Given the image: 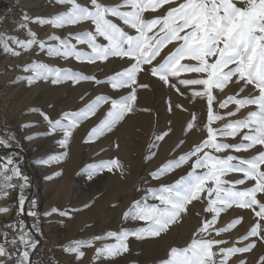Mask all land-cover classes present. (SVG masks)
I'll use <instances>...</instances> for the list:
<instances>
[{
    "label": "snow or ice",
    "instance_id": "6c2138e0",
    "mask_svg": "<svg viewBox=\"0 0 264 264\" xmlns=\"http://www.w3.org/2000/svg\"><path fill=\"white\" fill-rule=\"evenodd\" d=\"M56 2L68 5L67 10L47 18H30L24 14L18 26L25 29L30 38L20 39L0 33V46L5 53L13 56L21 55L18 48L29 51L35 46L49 57H60L64 60L74 58L78 62L95 63L107 61L110 57H119L134 61L129 67L109 76L106 81L38 60H32L23 66L25 72H30V75L25 77L30 84L38 80H50L52 84L64 81H72L74 84L94 81L96 84L110 83L113 89L125 87L131 89L129 95L111 101V107L104 119L88 133V140L97 139L105 132L111 131L116 123L133 111L136 86L147 87L137 83V76L145 70V66H148L147 70L152 76L159 77L177 92L180 91L177 84L185 87L200 86L199 90L192 91V95L206 100L208 133L207 138L193 146L189 152L175 160L167 161L150 173L151 177L159 179L160 176L174 171L195 157L191 171L186 175L172 184L146 189L145 196L141 200L133 201L125 211L126 220L144 221L146 226L132 231L127 229L119 232L108 231L103 236L74 240L69 242L64 250L75 253L79 259L85 255L82 248L90 247L96 241L114 238V243H104L96 248L95 258L114 257L127 252V241L130 236L137 239L159 237L168 231L170 225L174 224L181 214L188 211V206L193 201H199L201 195L206 192L208 204L205 211L213 215L210 220L205 219L197 230L200 238L192 239L184 248L172 247L168 258L162 260L160 264H228L229 259L235 254L252 251L256 247L254 240L243 246L234 244L231 247H223L222 245L227 243L225 240L206 238L205 234L210 237L209 230H212L219 235L241 222L242 218H237L224 227H214L220 214L233 205L252 209L255 216L264 221V201L258 199V194H264V0H182V2L121 0L117 4H106L101 0H88L86 4L78 0ZM173 4L176 6H172ZM238 4L244 6L240 7ZM125 8L128 10H122ZM158 10H164V14L155 15L150 19L145 18L146 12L155 13ZM109 17L118 18L123 25L135 30L136 34H129ZM86 21L91 22L93 30L69 33L65 37L52 34L46 40L38 39L37 33L28 26L29 22H33L62 29ZM98 38H103L106 43L98 42ZM82 44H86L90 51L77 47ZM170 44H174V50L162 57V62L153 64ZM186 60L189 62L182 63ZM182 73L198 74L199 78H181ZM170 78H175L176 83H170ZM230 85L237 86L238 91L219 102V108L226 109L229 104H235V111L220 114L214 111L213 104L216 100L214 90L223 92ZM249 86L258 94L241 96L240 94ZM108 102V99L101 95L79 112H64L59 119H52L43 114V119L48 125V134L62 133L63 138L58 143L66 148L81 120L95 115L97 109ZM246 106H255V110L249 111L244 118L229 120L220 128L212 126L214 121L233 117ZM195 120L196 116L193 114L192 121L187 125L188 129L193 127ZM167 135L165 132L156 139L163 140ZM238 135L240 140L235 144L218 139L235 138ZM15 139L14 133H10L6 138L0 136V148H11ZM257 146H260L261 150L250 158L232 154L226 156L213 154L227 150L247 152ZM17 155L10 152L7 156H0V195H6L8 190L17 187L13 180L24 181L19 185L21 191L27 186L28 177L22 175L19 161L15 159ZM67 155L65 151L55 159L58 162ZM122 168L118 159H112L102 161L98 165H89L87 171L91 179L92 175L99 171ZM230 173L242 174V178L235 181L225 179ZM245 181H254V184L243 190L236 188V185H243ZM149 198L158 203H149ZM24 205L25 197L21 195L18 216L24 213ZM84 207L87 208L88 205ZM6 211L7 207L0 208V212ZM57 211L59 210L53 208L45 215ZM27 214L34 218L37 216L35 211H29ZM60 215L69 216L70 212L65 210L60 212ZM7 227L14 232L11 239L8 238L7 232L3 234L4 243H0V264H30V252L36 248L38 241L33 238L31 231L22 221L19 225L9 224ZM32 227L39 231L37 225L34 224ZM249 237H259L264 241V230L260 222L255 223L239 240L249 241ZM9 247L14 249L15 253L10 252ZM214 247L218 251H214ZM239 264H246V261L241 260ZM258 264H264V256L259 258Z\"/></svg>",
    "mask_w": 264,
    "mask_h": 264
},
{
    "label": "rangeland",
    "instance_id": "374dc122",
    "mask_svg": "<svg viewBox=\"0 0 264 264\" xmlns=\"http://www.w3.org/2000/svg\"><path fill=\"white\" fill-rule=\"evenodd\" d=\"M78 2L86 4L88 0H78ZM101 2L117 4L121 0H101ZM179 2H182V0H179ZM172 6L176 5L173 4ZM238 6L242 7L244 5L238 4ZM9 7L17 9V15L12 21H7L5 18V12ZM67 8L68 5H60L56 0H0V33L16 36L20 39H28L30 37H28L27 31L18 26L24 14H27L30 18H47L66 11ZM163 14L164 10H158L155 13L148 11L145 13V18L150 19L155 15ZM109 18L123 27L129 34H136L135 30L123 25L118 18ZM28 26L32 31L37 33L38 39L45 40L52 34L65 37L69 33L91 31L94 29L90 21L82 22L75 26H66L62 29L33 22H29ZM48 42L55 43V41ZM98 42L106 43L103 38H98ZM73 43H75V40H73ZM77 47L90 51L86 44L77 45ZM17 50L21 51V55L13 56L10 53H5L2 46H0V98H5L7 101V111L2 116L0 115V136L6 138L10 133L15 134L16 139L12 142L13 146L11 148L16 150L18 155L15 159L19 161L21 173L23 176L28 177V181L27 186L21 191L19 185L23 184L24 181L19 179L13 180V183L17 184V187L8 190L6 195H0V208H8V211L0 212V243H4L3 234L7 231L9 234L8 238H12L14 230L9 229L7 225L17 223L19 225V222L22 221L26 228L31 231L33 238L38 241L36 248L30 252V264H39L41 261L45 264H160L162 260L168 258L172 247L184 248L190 244L192 239L200 238L197 230L205 219L210 220L213 215L205 211L208 204L206 192L201 195L199 201H193L188 206V211L183 213L187 217H195V224L192 225L190 231L185 235H181L179 232L173 234L171 237L172 241L167 247L164 246L163 248L161 246V248L159 245H154L155 243L157 244L160 236L145 237L143 239L130 236L127 241L128 251L114 257L95 258L96 248L102 244L82 248L85 255L79 259H77L75 253H68L64 250L69 242L89 239L93 237V233L102 232L105 235L108 231L119 232L122 229L132 231L146 226V222L144 221L126 220L124 213L132 205L133 201L141 200L145 196L146 189L157 188L162 184H172L191 171V165L195 157L174 171L160 176L159 179H154L150 176V173L161 165L189 152L193 146L207 138L206 100L201 98L205 108L201 118L187 107H182L183 119L178 129L176 128L178 131L172 137L170 143L164 144V140L175 130L174 125L170 124L168 119L175 107L172 93L173 87L161 81L159 77L152 76L150 71V77L147 82L141 81L138 74V85H147V87L136 86V91L142 88L147 89L148 103L140 108L148 113L149 120L148 126H133L132 143L130 142L132 145L129 146V149L135 164H123L122 170L114 169L113 171H108L105 169L92 175V178L89 179L87 171L89 165H98L102 161L116 159L111 154L114 146L124 142V140L118 138V133L116 132L122 127V123L127 120L129 113L116 123L111 131L105 132L99 138L88 140L87 135L93 127L104 119L105 114L111 107V101L119 100L121 97L129 95L131 89L128 87L113 89L110 83L96 84L94 81H81L78 84H74L72 81H64L52 86L53 84L50 80H38L30 84L25 78L30 75V72H25L23 66L32 60H38L61 68H70L88 76H95L98 80L106 81L109 76L129 67L134 61H130L128 58L110 57L107 61L88 63L78 62L74 58L64 60L60 57H49L35 46L29 51L19 48ZM173 50L174 44L168 45L161 52V56L157 57L156 61H153V64L162 62V57ZM186 62L189 61H182V63ZM145 68L148 69V66ZM181 78H199V76L198 74L182 73ZM170 83L175 84V78H170ZM56 85L58 87L61 85V88L58 89ZM75 85L81 86L79 91H73ZM177 86L181 87L182 85L177 84ZM69 87L71 89L73 87V89L71 90ZM182 87L187 93L192 94V91L199 90L200 86ZM56 88L57 91H54L55 93L53 92L48 99L44 98L46 92L52 89L56 90ZM237 91L238 87L235 85H230L223 92L214 90V95L216 96L213 104L214 111L220 114L227 111H235V104H229L226 109H220L219 102H222L228 95H233ZM249 94L258 93L249 86L240 95L246 96ZM101 95L106 97L109 102L103 103L97 109L95 115L81 120L80 128L78 126L75 130L78 131L82 126L83 133L75 135L77 131L74 130L66 148L58 143L63 138L62 133L48 134V125L43 119V114H47L52 119H59L64 112H79L95 100L97 96ZM32 109H37L38 111H32ZM252 110H255V106H246L233 117L214 121L212 126L220 128L229 120L244 118ZM193 114H195L196 120L193 127L188 129L187 125L192 121ZM28 124H32L33 126L26 127L27 131L25 134L20 135L17 133L16 128L18 126ZM200 124H204V129L197 133L198 129H200ZM165 132L168 133V137L165 136L163 140L156 139L157 136ZM29 136H33L34 138L27 139L26 137ZM218 139L222 142L235 144L239 142L240 135L235 138L218 137ZM74 145L77 147L76 161L73 169L68 171L65 167L67 159L57 162L55 157L62 153L63 150H68V153ZM259 150H261L260 146H257L255 149L247 152L227 150L213 154L220 156L232 154L243 158H250ZM7 151H9V148H0V156H7L9 154ZM153 153L155 155H152ZM49 177L51 178L49 179ZM240 178H242V174L238 173H230L225 177V179L230 181ZM253 184L254 181H245L243 185H236V188L243 190L244 188L251 187ZM103 193L108 195L107 201L102 203L104 205L102 206L103 212L97 216L94 213H89L96 206L98 198L100 199ZM21 195L25 197L24 208H27V213L35 211L37 216L35 218L31 216L33 220H29V215L24 211V213L19 215L16 223V219L11 218V216L14 213L17 214L19 211V197ZM258 199L264 201V194H258ZM148 202L158 203V201H154L151 198H149ZM84 205H88V207L85 208ZM53 208L59 211L52 212L51 215H45L46 212H51ZM65 210L70 212L69 216L60 215V212ZM256 210L258 211L259 208L257 207ZM80 214L84 215L83 221L75 227V230H72L71 219L75 215ZM237 218H242L241 222L228 232L217 235L215 231L209 230L210 237L207 234L205 236L206 238L225 240L227 243L222 245L223 247H231L234 244L235 246H243L254 240L256 247L252 251L235 254L229 259L228 264H239L241 260L246 261V264H258L259 258L264 256V241H261L259 237H249V241L239 240L257 222L261 223L262 230H264V221H260V218L255 216L252 209L240 208L233 205L220 214L214 227H224ZM34 224L37 225L39 231L32 227ZM1 229H6V231ZM105 241V243H114L115 239L109 238ZM148 242L153 244L154 247L149 248ZM213 250L218 251L215 247ZM9 251L15 253V250L11 247H9Z\"/></svg>",
    "mask_w": 264,
    "mask_h": 264
},
{
    "label": "bare ground",
    "instance_id": "6f19581e",
    "mask_svg": "<svg viewBox=\"0 0 264 264\" xmlns=\"http://www.w3.org/2000/svg\"><path fill=\"white\" fill-rule=\"evenodd\" d=\"M139 76H140L141 81H143V82L146 81L147 82V80H149V77H150L149 70H147V68H145L144 71L139 73ZM72 85H74V84H72ZM52 86H54V84ZM65 86H66V84H65ZM56 87L59 89V88H61V85H60V87H58V85H56ZM74 87H75L74 89L72 87L73 91H75V90L79 91L80 88H81V86H79V85L78 86L75 85ZM57 88H56V90L52 89V90H50V91H48L46 93L44 92L45 93L44 98L48 99L54 91H57ZM69 88L71 89V87H69ZM84 88H85V86H84ZM179 88H180L179 92H177L175 88L172 89L173 97H174V100H175V102H174L175 103L174 104L175 107H174L173 111L170 113V115L168 117V119L170 121V124L174 125L175 130H174V132H172V134L169 135V137L167 136L168 137L167 139L164 138L165 139L164 140V144L170 143V141L172 140V137L178 131L177 129L180 126V124L182 122V119H183V113L181 111L182 107H187L188 109L193 111L199 118L202 117V115L204 114V111H205L203 100L201 98L193 97V95L187 93L182 86L181 87L179 86ZM70 89H69V91H70ZM148 100H149V97H148L146 88H142V89H139L138 91H136V100L134 102L133 111L129 113V115L127 117V120H125L122 123V127L118 130V132H116V133H118L117 134L118 138L120 140H124V142L122 144H120V145L114 146V149H113L111 154L116 159H118L122 165L123 164H133V163L135 164V162H133L134 160H132L130 149H129V146L132 145V144H130V142H131V138L133 136V129H134L133 126L134 125H146V126H148L147 124H148V120H149V115H148V113L146 111L141 109L144 105H147ZM16 118H17V116H16ZM201 123H202V121H201ZM203 125L200 124V129H198L197 133H199V131H203V129H204ZM79 128H80V126H79ZM75 131H77V130H75ZM82 131H83V129H82V126H81V129H79L77 132H75V135H79ZM75 135H74V137H75ZM60 150H59V152H61ZM63 151H65V150H63ZM69 152H68L69 154L67 155V157L62 159V160L67 159V161L65 162V167H66V169L68 171H71L73 169L74 165H75L76 156H77V147H76V145H74L72 150L71 151L69 150ZM107 198H108V195L103 193V196L100 199L98 198L96 206L93 209L91 208L92 210L89 213H94L96 216L99 213H102L103 210H104L103 207H102L104 205H102V203L104 201L106 202ZM83 218H84V215L80 214V215H75L73 217V219H71L72 230L73 229L75 230V227H77L83 221ZM195 222H196L195 217H193V216L187 217L186 215L181 214V217L178 218L177 221L174 224L170 225L168 231L165 232V233H162L160 235V237L158 238L157 244L155 243L154 245H159L160 247L163 246V248H164V246L167 247V245H169V243L172 241L171 237H172L173 234H176L177 232H179L181 235H185L186 233H188V231H190L192 225L195 224ZM92 235L93 236H98V235L99 236H103L102 232L101 233H99V232L98 233H93ZM105 242H106L105 240L104 241H96L93 245H99V244H103ZM148 243H149V248L154 247L153 244H151L150 242H148Z\"/></svg>",
    "mask_w": 264,
    "mask_h": 264
},
{
    "label": "built area",
    "instance_id": "2783aa9c",
    "mask_svg": "<svg viewBox=\"0 0 264 264\" xmlns=\"http://www.w3.org/2000/svg\"><path fill=\"white\" fill-rule=\"evenodd\" d=\"M17 15V9L15 7H9L6 12H5V18L7 21H12ZM7 111V101L5 98H0V115L2 116L4 113H6ZM17 133L22 135L25 134L27 129L26 127H24V125L22 126H18L16 128Z\"/></svg>",
    "mask_w": 264,
    "mask_h": 264
},
{
    "label": "trees",
    "instance_id": "16d2710c",
    "mask_svg": "<svg viewBox=\"0 0 264 264\" xmlns=\"http://www.w3.org/2000/svg\"><path fill=\"white\" fill-rule=\"evenodd\" d=\"M7 152H8V151H7ZM25 213H27V208H25ZM11 218L16 219V223H17V221H18V219H19V216H18L16 213H14V214L11 216ZM29 220H33L32 217H31L30 215H29ZM17 225H18V223H17ZM1 230H4V229H1ZM4 231H6V229H5ZM7 233H8V231H7ZM39 264H45V263H42V261H41V263H39Z\"/></svg>",
    "mask_w": 264,
    "mask_h": 264
},
{
    "label": "crops",
    "instance_id": "0c3cea01",
    "mask_svg": "<svg viewBox=\"0 0 264 264\" xmlns=\"http://www.w3.org/2000/svg\"><path fill=\"white\" fill-rule=\"evenodd\" d=\"M10 152H15L16 153V150L15 149H12V148H9V151L7 153H10Z\"/></svg>",
    "mask_w": 264,
    "mask_h": 264
}]
</instances>
